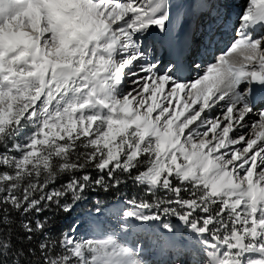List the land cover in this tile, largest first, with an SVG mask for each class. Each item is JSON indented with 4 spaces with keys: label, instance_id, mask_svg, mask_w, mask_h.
<instances>
[{
    "label": "snow or ice",
    "instance_id": "snow-or-ice-1",
    "mask_svg": "<svg viewBox=\"0 0 264 264\" xmlns=\"http://www.w3.org/2000/svg\"><path fill=\"white\" fill-rule=\"evenodd\" d=\"M0 264H264V0H0Z\"/></svg>",
    "mask_w": 264,
    "mask_h": 264
},
{
    "label": "trees",
    "instance_id": "trees-1",
    "mask_svg": "<svg viewBox=\"0 0 264 264\" xmlns=\"http://www.w3.org/2000/svg\"><path fill=\"white\" fill-rule=\"evenodd\" d=\"M120 191L121 192H126L129 196L133 195L134 192L138 191V189H135L131 182H129L127 185H121L120 187ZM93 196H97L101 199H111L113 197V193L112 192H108V193H104V192H97V193H90L89 194V201L88 204H91V199ZM84 208H78L71 217H68L67 219H65L63 216H58L55 218L53 225H52V234L54 237H58V234L66 231L71 223L74 221L73 217L74 215H76L77 213H83ZM51 213L50 212H44L41 216V218L43 217H49L51 218Z\"/></svg>",
    "mask_w": 264,
    "mask_h": 264
},
{
    "label": "rangeland",
    "instance_id": "rangeland-1",
    "mask_svg": "<svg viewBox=\"0 0 264 264\" xmlns=\"http://www.w3.org/2000/svg\"><path fill=\"white\" fill-rule=\"evenodd\" d=\"M244 131H247V129H245ZM73 214H75V213H73ZM80 215H82V213H77L76 215H74L73 219H74L75 217L80 216Z\"/></svg>",
    "mask_w": 264,
    "mask_h": 264
}]
</instances>
